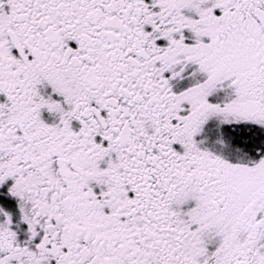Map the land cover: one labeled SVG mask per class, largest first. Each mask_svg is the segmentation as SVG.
<instances>
[{
  "label": "snow or ice",
  "instance_id": "obj_1",
  "mask_svg": "<svg viewBox=\"0 0 264 264\" xmlns=\"http://www.w3.org/2000/svg\"><path fill=\"white\" fill-rule=\"evenodd\" d=\"M0 264H264V0H0Z\"/></svg>",
  "mask_w": 264,
  "mask_h": 264
}]
</instances>
